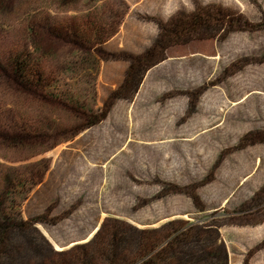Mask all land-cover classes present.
Listing matches in <instances>:
<instances>
[{"label": "rangeland", "instance_id": "1", "mask_svg": "<svg viewBox=\"0 0 264 264\" xmlns=\"http://www.w3.org/2000/svg\"><path fill=\"white\" fill-rule=\"evenodd\" d=\"M209 4L241 14L253 30L168 48L99 123L65 141L53 133L80 124L76 106L102 111L127 67L120 56L147 49L157 22ZM263 14L264 0H0V57L32 53L48 85L39 99L0 78L1 175L48 164L14 210L42 220L29 233L28 264L86 243L105 218L136 230L170 222L189 230L169 264L187 256L221 264L211 257L223 253L226 264H264V28L255 27ZM48 16L65 37L35 27L39 55L29 19ZM115 21L101 44L90 36L76 46L67 34L89 24L106 32ZM21 127L31 143L4 138Z\"/></svg>", "mask_w": 264, "mask_h": 264}, {"label": "trees", "instance_id": "2", "mask_svg": "<svg viewBox=\"0 0 264 264\" xmlns=\"http://www.w3.org/2000/svg\"><path fill=\"white\" fill-rule=\"evenodd\" d=\"M115 18L116 21L120 20V16ZM110 19L113 17L111 16ZM116 21L106 32V28L101 24L98 28L94 24H89L86 32L82 29L78 31L74 27L67 34L70 35L69 39L77 44L76 46L84 45L79 39L87 41L91 40V37L96 38V42L101 44L104 39L111 38L116 33L118 27ZM38 26L52 39L60 40L65 34L54 26L53 17L48 16L41 21L39 18L31 17L27 28L30 45L33 44L31 47H34L37 54L42 55L40 47L31 42L37 35L34 29ZM157 27L156 37L142 53L120 56L127 63V67L121 83L110 93L102 111L96 114L76 106L71 111L74 117L81 121L80 124L72 126L69 131L55 130L53 133L60 135L65 141L99 123L116 101L132 97L144 73L165 59L168 48L196 39L218 38L232 32L253 30V25H250L244 16L214 4L196 5L191 13H177L165 22H157ZM255 27L264 28V14ZM39 63V59L29 52L25 54L21 51L15 52L5 59L0 57V78H3L14 92L40 99L44 97L43 91L48 85L43 79ZM36 136L40 134L37 133ZM30 137L31 133L21 127L4 138L23 145L31 143ZM247 138L250 136L244 139ZM47 169V162L41 160L28 165L22 173L14 175L15 177L5 172L1 175L0 172V264H28L24 257L26 253L30 251L33 253L35 250L32 246L34 239H29V233L34 230L36 224L42 223V220L25 221L14 210L26 199L27 193L42 182ZM176 224L170 222L156 229L136 230L121 220L105 218L89 241L65 251L51 252L36 264H169L175 252L179 253L176 247L180 244H188V238L191 236L189 230L186 232L179 230ZM25 246L28 248L26 249ZM36 253L38 254L39 250H36ZM209 258L187 256L185 260L183 259L185 262L183 264H206ZM211 258H218L221 264H226L225 253ZM167 260L170 261L167 263Z\"/></svg>", "mask_w": 264, "mask_h": 264}]
</instances>
